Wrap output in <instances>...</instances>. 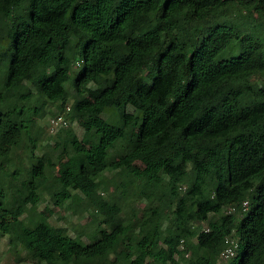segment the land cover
Wrapping results in <instances>:
<instances>
[{
	"label": "trees",
	"instance_id": "obj_1",
	"mask_svg": "<svg viewBox=\"0 0 264 264\" xmlns=\"http://www.w3.org/2000/svg\"><path fill=\"white\" fill-rule=\"evenodd\" d=\"M255 12L264 0H0V240L18 263L218 264L233 232L226 264H264ZM54 107L84 131L59 128L39 155L33 118ZM18 148L28 165L9 169ZM56 150L67 158L48 178ZM43 193L89 211V231L39 214Z\"/></svg>",
	"mask_w": 264,
	"mask_h": 264
},
{
	"label": "rangeland",
	"instance_id": "obj_2",
	"mask_svg": "<svg viewBox=\"0 0 264 264\" xmlns=\"http://www.w3.org/2000/svg\"><path fill=\"white\" fill-rule=\"evenodd\" d=\"M244 13V12H242ZM255 23L258 24L259 22L264 21V14L260 12L254 13ZM250 30L255 31L259 29L258 27H249ZM236 50H234V53ZM79 67V63L75 62L73 64V70H76ZM70 101V100H69ZM52 112H55V114H48L45 116L44 119H35L33 118V121H36L37 124L40 125V127L44 130V133L41 134L38 148L36 152L41 155L42 153H51V149L55 147L54 140H49V136L51 137L57 130L56 128H63L71 126L73 130L75 131L76 135L80 138L84 131V121L81 115H76L73 120H70L66 117L64 113H57V108H52ZM105 115V113H103ZM61 116V119L58 120L57 124H54L53 127H50L49 124V118H56L57 116ZM61 123V126H60ZM52 128V129H51ZM58 128V129H59ZM15 152L18 154L19 157L15 158V162H13L9 167V169H13L16 166H19L20 164L22 166L28 165V158H27V152L23 148H18L15 150ZM53 159L55 158L56 162H54V165L50 170H48L47 176L48 178L55 177L57 175L59 167L65 162L67 158V150H62V152L59 153V150H56L52 152ZM134 165L141 169L143 167V164L139 161H136ZM2 168H6L5 165H2ZM107 175H112V172H107ZM136 205V204H135ZM141 207L143 204H139ZM137 207V205H136ZM37 212L39 214H42L47 218V220L52 224L57 225H64L67 226L70 230L71 234H75L76 230H83L85 232L89 231V221H90V213L87 210L78 211L75 212L72 209H67V207H59L57 205L52 204L50 197L47 193H43L42 197L37 205ZM212 216V213L210 214ZM199 226L201 228H205L207 226L206 222L199 223ZM75 230V231H74ZM84 240L87 241V239L84 237ZM181 249H184L187 254H189V251L185 249L183 245H180ZM24 255V250H22L19 246L13 247L9 241V237L3 236L0 240V264H22L18 263L16 261V254ZM27 264H34L33 262H30L28 260L24 261ZM227 261L219 260L218 264H226Z\"/></svg>",
	"mask_w": 264,
	"mask_h": 264
},
{
	"label": "built area",
	"instance_id": "obj_3",
	"mask_svg": "<svg viewBox=\"0 0 264 264\" xmlns=\"http://www.w3.org/2000/svg\"><path fill=\"white\" fill-rule=\"evenodd\" d=\"M60 119H61L60 115L57 116L56 118L53 117L49 118L50 127H53L54 124H57L58 120ZM58 128L59 127H57L56 130H58ZM247 207H248V201L244 200L241 202L240 205L233 204V205L225 206L223 208V212L233 214L237 212L239 209L246 210ZM236 249H237V237L234 236L233 232H231L229 235L225 237V245L219 254V260L225 261L230 257L234 256L236 253Z\"/></svg>",
	"mask_w": 264,
	"mask_h": 264
}]
</instances>
